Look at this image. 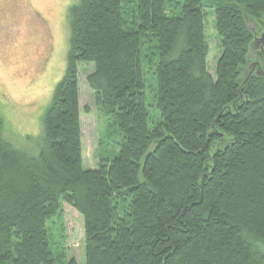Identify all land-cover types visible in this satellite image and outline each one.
I'll return each instance as SVG.
<instances>
[{"label":"trees","instance_id":"16d2710c","mask_svg":"<svg viewBox=\"0 0 264 264\" xmlns=\"http://www.w3.org/2000/svg\"><path fill=\"white\" fill-rule=\"evenodd\" d=\"M75 2L37 153L6 142L0 117V264H78L50 247L63 201L83 218L85 264H264V76L247 69V19L264 29V0ZM205 8L221 38L214 75ZM149 37L154 121L142 71ZM80 62L93 63L87 83L121 138L95 169L82 165ZM120 200L127 240L115 235Z\"/></svg>","mask_w":264,"mask_h":264},{"label":"rangeland","instance_id":"374dc122","mask_svg":"<svg viewBox=\"0 0 264 264\" xmlns=\"http://www.w3.org/2000/svg\"><path fill=\"white\" fill-rule=\"evenodd\" d=\"M76 0H0V117L6 142L28 154L37 153L42 140V116L56 84L66 69L69 25L67 11ZM132 1V0H131ZM264 19V14H263ZM205 37L209 45L207 68L214 75L221 53V38L216 31L213 8L204 9ZM257 33L264 30L256 20ZM254 56V57H253ZM249 65L264 63L259 53ZM156 49L149 37L142 49L146 104L152 121L155 108ZM91 62H80L78 101L82 140V165L95 169L102 160L111 159L121 141L116 129L104 114L96 92L87 83L93 71ZM108 133L111 136L107 135ZM129 201L114 206V227L118 240H127ZM50 247L61 260L74 258L86 263L84 225L81 214L62 202L58 215L48 222ZM264 248V244H262Z\"/></svg>","mask_w":264,"mask_h":264},{"label":"water","instance_id":"95a60500","mask_svg":"<svg viewBox=\"0 0 264 264\" xmlns=\"http://www.w3.org/2000/svg\"><path fill=\"white\" fill-rule=\"evenodd\" d=\"M247 25L253 33L252 39L248 45V57L253 56L254 53H259L264 61V30L257 33L255 24L249 19H247ZM247 69L250 70V73L254 71L256 75L264 76V63L260 66L257 62H253Z\"/></svg>","mask_w":264,"mask_h":264},{"label":"flooded vegetation","instance_id":"af4514ba","mask_svg":"<svg viewBox=\"0 0 264 264\" xmlns=\"http://www.w3.org/2000/svg\"><path fill=\"white\" fill-rule=\"evenodd\" d=\"M259 65H260V63L259 62H257Z\"/></svg>","mask_w":264,"mask_h":264}]
</instances>
